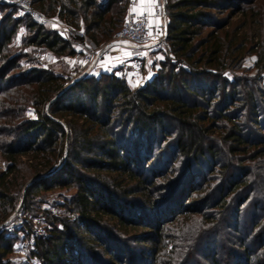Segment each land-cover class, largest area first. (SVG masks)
I'll return each mask as SVG.
<instances>
[{"label":"trees","instance_id":"16d2710c","mask_svg":"<svg viewBox=\"0 0 264 264\" xmlns=\"http://www.w3.org/2000/svg\"><path fill=\"white\" fill-rule=\"evenodd\" d=\"M32 2L83 30L73 40L90 47L113 39L129 4ZM165 7L177 61L164 53L137 89L109 73L70 86L45 66L8 75L13 32L0 31V223L17 207L30 213L41 194L75 190L64 213L46 212L47 233L30 252L37 262L25 264H146L169 244L165 264H264V0ZM26 27L32 49L74 53L29 16ZM11 238L0 233V264ZM129 242L148 246L136 259Z\"/></svg>","mask_w":264,"mask_h":264},{"label":"built area","instance_id":"2783aa9c","mask_svg":"<svg viewBox=\"0 0 264 264\" xmlns=\"http://www.w3.org/2000/svg\"><path fill=\"white\" fill-rule=\"evenodd\" d=\"M165 2L166 0H159L151 16L148 15V10H145L141 15H137L139 9H137V12L130 11L133 8V2H130L122 25L116 30L113 39L108 43L98 47H90L81 41H76L77 47L74 53L64 56L71 67V79L78 81L84 77L98 76L100 73L106 72L126 79L128 83L137 88V86L142 87L147 83V79L142 76V70L152 51H162L173 62H176L177 59L171 54L167 42ZM16 3L27 16L69 41H72L75 36L85 37L83 30H73L57 16H49L43 13L33 4L32 0H16ZM153 18L158 19L159 23L155 24ZM111 50L118 51L119 56L110 61L107 59V53ZM248 61L253 63L254 58L251 57ZM181 65L188 67L186 62ZM69 216L71 218L76 217L74 214ZM8 221L7 219L2 222L1 226L4 225L8 229L17 227L18 223L8 225ZM23 221L26 220L23 219ZM46 233L45 227H31L26 233L23 246L26 262H29V247H32L36 238L44 236Z\"/></svg>","mask_w":264,"mask_h":264},{"label":"rangeland","instance_id":"374dc122","mask_svg":"<svg viewBox=\"0 0 264 264\" xmlns=\"http://www.w3.org/2000/svg\"><path fill=\"white\" fill-rule=\"evenodd\" d=\"M224 15V14H223ZM240 16H235L232 18V21H236ZM28 16L20 9L17 5L16 0H0V31L4 28L8 31L12 30V40L9 44V56L15 57L17 65L8 70V75H24L26 72L30 71L33 67L45 66L52 69L56 73H62L67 78L68 85L71 83H76L77 81L72 80V71L69 63L63 57H56L55 55L50 54L48 51L43 49H32L28 45H25V39L28 35L26 22ZM122 24V23H121ZM120 24V25H121ZM3 38V37H2ZM116 50H111L107 53L108 60H115L114 53ZM165 58L164 52L162 51H152L142 70V76L148 81L157 75L161 68L160 61ZM250 64L249 61L246 63ZM242 73V71H237ZM103 73H100V77ZM232 77L233 72H228ZM113 74V73H109ZM95 76V77H98ZM79 81V80H78ZM128 83V82H127ZM146 83V84H147ZM145 84V85H146ZM132 89L140 88L139 86L133 87L132 84L128 83ZM143 87V86H142ZM32 109L29 110L28 115L33 116L31 113ZM158 147L155 148L157 152ZM6 169V162L0 157V171ZM74 189H58L51 191L45 194H41V201L38 204H35L33 210L30 213L23 214L20 210V207H17V211L11 214L8 218V225L11 223H18L16 228L8 229L6 226L0 223V233L10 235L12 250L3 254L2 263L3 264H25L27 263L24 260L25 254L23 251L24 246V227H45L46 228V212H51L53 214L64 213L63 209L59 206L65 202L66 199L70 198L74 194ZM70 215V214H69ZM25 219L26 221H23ZM21 220V221H20ZM29 221V222H27ZM110 224H114V221H108ZM21 227V228H20ZM20 228V229H19ZM23 229V231H20ZM134 231V230H133ZM135 232V231H134ZM133 232V233H134ZM129 247L127 250L132 254L133 257H138V253L142 247L148 244H140L129 242ZM32 247H29L31 252ZM172 249V244H169L164 251H167V254L164 256L160 255L158 258H154L152 255L148 256L146 264H165L162 263L163 260L167 261V258L170 256L169 251ZM1 250V249H0ZM28 259L31 262L36 263L35 259H30V253L28 254ZM137 259V258H136Z\"/></svg>","mask_w":264,"mask_h":264},{"label":"crops","instance_id":"0c3cea01","mask_svg":"<svg viewBox=\"0 0 264 264\" xmlns=\"http://www.w3.org/2000/svg\"><path fill=\"white\" fill-rule=\"evenodd\" d=\"M130 2H133V0H128V3H130ZM159 2V0H151V4H150V6H148V5H146L145 7H146V10H148V11H150L151 13L154 11V9H155V7H156V5H157V3ZM136 3H137V9H139L140 10V0H136ZM153 20V22L155 23V24H158L159 23V20L158 19H156V18H153L152 19ZM72 42V44H73V46L75 47V49H76V47H77V42L75 41V40H73V41H71ZM119 56V53H118V51H115V53H114V57H115V59L117 58ZM68 62V61H67Z\"/></svg>","mask_w":264,"mask_h":264},{"label":"snow or ice","instance_id":"6c2138e0","mask_svg":"<svg viewBox=\"0 0 264 264\" xmlns=\"http://www.w3.org/2000/svg\"><path fill=\"white\" fill-rule=\"evenodd\" d=\"M151 0H140V11L137 12V3L136 0H133V8L130 11L137 12V15L143 14L146 10V5L150 6ZM151 12H148V15L151 16ZM150 26V25H149Z\"/></svg>","mask_w":264,"mask_h":264},{"label":"water","instance_id":"95a60500","mask_svg":"<svg viewBox=\"0 0 264 264\" xmlns=\"http://www.w3.org/2000/svg\"><path fill=\"white\" fill-rule=\"evenodd\" d=\"M73 84H74V83H71L70 86L73 85Z\"/></svg>","mask_w":264,"mask_h":264}]
</instances>
